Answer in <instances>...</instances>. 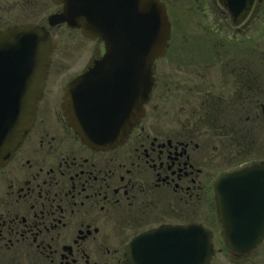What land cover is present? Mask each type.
I'll list each match as a JSON object with an SVG mask.
<instances>
[{"label":"flooded vegetation","instance_id":"af4514ba","mask_svg":"<svg viewBox=\"0 0 264 264\" xmlns=\"http://www.w3.org/2000/svg\"><path fill=\"white\" fill-rule=\"evenodd\" d=\"M240 2L196 0L181 69L162 63L174 52L171 38L142 81L131 71L90 72L104 43L56 21L64 5L0 0V46L37 44L27 37L42 30L54 47L33 123L0 167V264H175L182 225L198 223L212 240L209 264L214 255L220 264H264V237L249 250L226 240L240 244L245 234L235 228L250 225L236 224V212L250 220L251 208L227 207L223 216L215 188L220 177L264 162V0L247 13ZM57 32L67 43L70 32L82 38L67 68L54 58ZM93 73L102 78L92 81ZM92 84L111 90L82 110L85 123L114 125L119 109L140 103L124 113L136 125L121 144L90 146L70 125L75 107L67 115L66 97ZM257 228L248 236L264 223Z\"/></svg>","mask_w":264,"mask_h":264},{"label":"water","instance_id":"95a60500","mask_svg":"<svg viewBox=\"0 0 264 264\" xmlns=\"http://www.w3.org/2000/svg\"><path fill=\"white\" fill-rule=\"evenodd\" d=\"M54 1L66 3L64 13L60 15L63 20L81 27L85 36L104 40V57L92 69L93 72L129 67L130 70L144 72L139 77L142 81L149 78L152 61L164 53L169 39L170 25L164 3L158 0ZM251 1L246 0L239 8L247 11ZM137 30L141 32L140 36ZM34 32L39 36L38 45L0 46V166L30 128L36 101L42 93L52 48L46 46L47 42L40 37L39 30ZM136 92L138 96L145 94ZM139 107L138 102L135 109ZM72 119L73 127L82 139L95 145L121 143L136 123V120H131L125 126L115 124L110 131L108 126L84 123L80 115H74ZM109 133L112 138L107 137ZM102 136L103 139L100 138ZM217 189L232 192L237 206L250 205L257 210L264 208V164L222 177ZM220 202L225 203L224 196L220 197ZM181 231L182 234H192L182 236V264H209L211 240L208 232L201 225L182 226ZM250 247L252 243L245 248Z\"/></svg>","mask_w":264,"mask_h":264},{"label":"rangeland","instance_id":"374dc122","mask_svg":"<svg viewBox=\"0 0 264 264\" xmlns=\"http://www.w3.org/2000/svg\"><path fill=\"white\" fill-rule=\"evenodd\" d=\"M168 3L169 6V16L170 19L172 20V23L174 24L175 32L173 34V39H172V46L174 48V52L169 54L170 56L167 57L166 59H163L162 63H164L167 66V70H173L177 71L180 70L181 68L179 63L180 58L178 54V49L179 46L180 48L182 47L181 40H190L191 38V33L193 32V24L196 23V19L193 16L195 14L194 7H195V1L196 0H165ZM61 32H57V38L59 39ZM82 41L81 35L79 33L75 32H70V39L69 42L67 43L64 42V39L62 38L61 40L59 39V45H57L56 51L54 53V58L56 60L60 59V63L62 66L65 68L69 67L72 65V63L75 61V52L77 48L80 46ZM187 43V42H186ZM68 52V53H67ZM67 53V54H66ZM189 53V52H188ZM66 54L65 56H63ZM87 54L85 51V46L84 48L80 51L79 57L84 56ZM177 56V59H174V56ZM177 60V61H176ZM176 61V62H175ZM175 62V63H174ZM174 63V65H173ZM162 64V69L165 67V65ZM158 65V64H157ZM173 66V69H171ZM158 70H161V67L158 65ZM177 75H180L179 72H177ZM175 77V74H174ZM175 79V78H174ZM182 83H186L187 85L189 84V79H182ZM263 133V130L261 132V135ZM262 149L264 151V133L262 135ZM217 256V255H216ZM215 257V264H220V258L221 256Z\"/></svg>","mask_w":264,"mask_h":264}]
</instances>
